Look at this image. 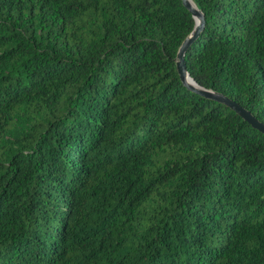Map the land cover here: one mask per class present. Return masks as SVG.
<instances>
[{"label":"trees","instance_id":"1","mask_svg":"<svg viewBox=\"0 0 264 264\" xmlns=\"http://www.w3.org/2000/svg\"><path fill=\"white\" fill-rule=\"evenodd\" d=\"M190 76L264 122V0H193ZM182 0H0V264H264V133L182 82Z\"/></svg>","mask_w":264,"mask_h":264},{"label":"water","instance_id":"2","mask_svg":"<svg viewBox=\"0 0 264 264\" xmlns=\"http://www.w3.org/2000/svg\"><path fill=\"white\" fill-rule=\"evenodd\" d=\"M183 3L187 6V8L191 11L192 16L195 19V25L191 32L183 39L181 42L177 55H176V67L178 70V74L183 83H185L190 88L194 89L196 92L203 93L207 96H211L212 98L218 99L229 105L232 109H234L239 115H241L245 120H247L253 127L257 128L261 132L264 133V122L259 120L249 109L239 104L236 100L231 99L230 97L213 91L211 89H207L203 86H200L193 77L190 76L189 72L187 71L185 60H184V53L186 48L188 47L189 43L193 40L196 36L198 30L200 29L203 23V14L201 10L195 5H191L188 0H182ZM187 76L190 78L188 80Z\"/></svg>","mask_w":264,"mask_h":264},{"label":"bare ground","instance_id":"3","mask_svg":"<svg viewBox=\"0 0 264 264\" xmlns=\"http://www.w3.org/2000/svg\"><path fill=\"white\" fill-rule=\"evenodd\" d=\"M192 6H194L193 0H188ZM188 80H190V78L187 76Z\"/></svg>","mask_w":264,"mask_h":264}]
</instances>
